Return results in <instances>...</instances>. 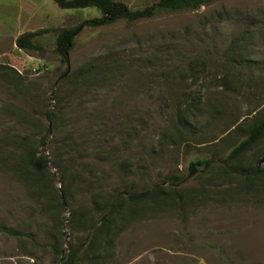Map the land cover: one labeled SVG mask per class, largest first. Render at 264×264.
Segmentation results:
<instances>
[{
  "label": "rangeland",
  "instance_id": "1",
  "mask_svg": "<svg viewBox=\"0 0 264 264\" xmlns=\"http://www.w3.org/2000/svg\"><path fill=\"white\" fill-rule=\"evenodd\" d=\"M99 16L0 0V264H68L72 251V264H264V137L228 157L264 118V0L86 25L61 63L54 30ZM42 28V53L16 47ZM24 138L48 158L37 176ZM198 159L209 164L191 172ZM147 190L154 200L128 201Z\"/></svg>",
  "mask_w": 264,
  "mask_h": 264
},
{
  "label": "trees",
  "instance_id": "2",
  "mask_svg": "<svg viewBox=\"0 0 264 264\" xmlns=\"http://www.w3.org/2000/svg\"><path fill=\"white\" fill-rule=\"evenodd\" d=\"M59 8L63 9H77V8H85V7H96L101 16L94 17L91 19H87L82 21L81 23L66 28H58L55 31V47L53 52L56 53L60 57V61L63 64H67L68 62V53L73 44L74 36L81 30L83 26H99L103 24L112 23L118 19H126L127 21H135L138 19L148 18L154 15L155 11L158 9H166V10H180L186 8L197 9L204 3H207L211 0H158L155 3L145 6L140 9H130L125 3L116 1V0H52ZM50 29L42 28L31 31H24L19 33L15 39L14 43L17 48L25 50V51H38L42 53L43 47L39 45L34 39L36 36L49 32ZM46 116L48 118L52 117V113L50 111L46 112ZM264 137V118L259 120L257 123L253 124L247 132V136L245 139L240 141L229 153V158H235L251 146H253L256 142L260 141ZM45 139V135H43L40 139V142H43ZM23 150L20 155V161L24 163L25 169L30 171L33 176H37L41 172H43L48 163V158L45 155L38 154V145L34 142L28 140V138H24L20 142ZM264 161V157H263ZM209 161L206 159H198L195 162H191L189 164V169L191 172H195L198 170V166L209 164ZM232 173L242 177L245 180H253L261 176V172L257 167L252 170H246L242 167H234L232 168ZM60 178L63 179V173L60 171ZM156 195V191H143V192H132L128 195L127 199L129 202L133 204L140 203L142 201L154 200ZM111 213H116L119 211V206L112 204ZM106 219V218H105ZM111 219L107 218L106 222L111 223ZM96 232V234H103L101 231ZM57 249H55L56 251ZM76 251H72L69 255L68 264H72L71 260L75 256Z\"/></svg>",
  "mask_w": 264,
  "mask_h": 264
},
{
  "label": "crops",
  "instance_id": "3",
  "mask_svg": "<svg viewBox=\"0 0 264 264\" xmlns=\"http://www.w3.org/2000/svg\"><path fill=\"white\" fill-rule=\"evenodd\" d=\"M15 39V38H14Z\"/></svg>",
  "mask_w": 264,
  "mask_h": 264
}]
</instances>
